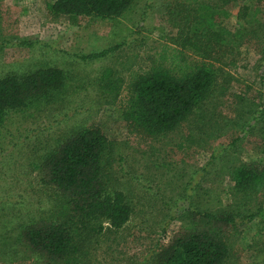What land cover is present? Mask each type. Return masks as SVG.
Wrapping results in <instances>:
<instances>
[{
    "label": "rangeland",
    "instance_id": "1",
    "mask_svg": "<svg viewBox=\"0 0 264 264\" xmlns=\"http://www.w3.org/2000/svg\"><path fill=\"white\" fill-rule=\"evenodd\" d=\"M51 1L0 0V40L16 36L41 43H1L0 76L58 67L69 77L59 100L12 110L0 126V264H46L21 240V227L38 219L64 220L66 211L61 195L41 181L38 165L69 134L94 124L113 144L111 181L128 198L131 213L118 229L105 220L100 230L97 221L81 228L78 262L156 264L159 253L181 227L192 223L196 211L222 213L234 207H229L231 167L261 158L264 0L225 6L229 25L245 30L233 50L236 70L225 61L217 64L222 74L234 78L217 82L228 89L221 92L216 85L202 110L195 109L173 131L146 138L137 135L120 108L93 83L98 70L113 64L119 50L118 67L123 71V63L133 62L134 53L139 64H149L161 44L169 42L175 30L162 19L163 0H135L119 17L82 16L76 21L53 16L47 9ZM137 25L142 26L139 34ZM141 37L145 46L137 48ZM129 43L134 44L130 49ZM114 45L122 47L95 60L78 58ZM245 201L238 207L256 209V203ZM238 223L230 231V254L221 264L264 263V205L255 217Z\"/></svg>",
    "mask_w": 264,
    "mask_h": 264
},
{
    "label": "trees",
    "instance_id": "2",
    "mask_svg": "<svg viewBox=\"0 0 264 264\" xmlns=\"http://www.w3.org/2000/svg\"><path fill=\"white\" fill-rule=\"evenodd\" d=\"M134 1L52 0L47 9L53 16L70 21L82 16L115 18ZM242 1L163 0L162 19L175 34L168 43L161 44L150 63L139 64L134 53L133 62L123 63L127 66L123 70L127 72L125 78L118 67L122 54L119 50L113 64L98 70L93 84L120 108L124 120L136 129L139 137L173 131L195 109L204 108L213 98L216 85L221 92L228 89L224 85L226 79L234 78L228 72L222 74L217 64L225 61L236 70L233 50L243 41L245 30L229 25L225 6ZM141 30L142 26L137 25L135 33ZM14 42L26 47L41 44L16 36L0 40L3 45ZM133 45L129 43L126 47L130 49ZM134 46H145L144 37ZM121 47L114 45L78 54V58L95 60ZM221 79L224 83L218 84ZM68 86V74L58 67L36 68L24 74L5 73L0 76V126L10 111L36 102L59 100ZM260 132L262 159L231 167L229 207H234L222 213L196 211L192 223L181 227L159 253L156 264H221L229 256L230 231L241 225L238 221L242 218L259 214L264 205V130ZM115 153L112 142L94 124L75 130L43 155L38 165L43 172L41 181L61 195L66 218L30 221L21 227V240L46 264H79V252H75L80 248L79 235L83 234L80 229L88 228L89 222L97 221L100 230L101 220L114 229L128 220L129 200L111 181ZM246 199L256 203L254 211L246 204L238 207L240 200L246 203Z\"/></svg>",
    "mask_w": 264,
    "mask_h": 264
}]
</instances>
